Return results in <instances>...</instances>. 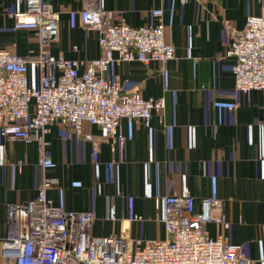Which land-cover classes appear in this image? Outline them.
Wrapping results in <instances>:
<instances>
[{
  "label": "crops",
  "instance_id": "crops-1",
  "mask_svg": "<svg viewBox=\"0 0 264 264\" xmlns=\"http://www.w3.org/2000/svg\"><path fill=\"white\" fill-rule=\"evenodd\" d=\"M85 1L43 0L59 14L58 38L43 46L36 31L14 27L13 15L24 11L25 0H0V49L23 58H100L97 33L79 21ZM97 1L117 25L163 27L175 48L173 60L114 63L106 77L123 91L163 100L164 109L148 121L121 120L123 147H112L104 129L85 124L83 131L98 143L95 162L92 144L62 122L50 124L44 137L46 169L37 164V142L0 135V240L10 233L8 207L35 200L43 179L54 180L50 206L95 215L91 234L97 238L165 240V199L187 190L197 209L204 199L220 202L213 215H222L229 227L209 223L208 237L223 236L241 246L244 258L264 264V91H235L234 60L227 56L246 18L264 16V0ZM39 72L30 64L34 87Z\"/></svg>",
  "mask_w": 264,
  "mask_h": 264
},
{
  "label": "built area",
  "instance_id": "built-area-1",
  "mask_svg": "<svg viewBox=\"0 0 264 264\" xmlns=\"http://www.w3.org/2000/svg\"><path fill=\"white\" fill-rule=\"evenodd\" d=\"M78 16L82 27L97 33L100 58L80 62L47 53L23 58L0 49V135L27 144L37 142L41 169L49 162L44 137L54 122L69 125L78 139L91 143L95 162L98 143L83 131L85 124L104 129L112 147H123L121 120L148 121L164 109L163 100L123 91L119 81L106 77L114 63L173 60L175 48L166 43L163 27L117 25L113 14L102 10L97 0H86ZM13 18L16 29L36 31L43 46L58 38L59 14L43 0H25L24 11ZM227 56L234 60L235 91H264V16L246 18L244 30L232 37ZM30 64L40 70L37 87L30 84ZM53 183L43 179L35 200L8 207L10 233L0 240L4 264H253L242 256L240 245L223 236L206 235L204 227L209 223L229 227L222 215H213L221 208L217 199H204L197 209L187 190L167 197L163 241L97 238L91 234L93 213L49 205L47 191ZM155 205L159 207L158 200ZM110 219H116L114 209Z\"/></svg>",
  "mask_w": 264,
  "mask_h": 264
}]
</instances>
